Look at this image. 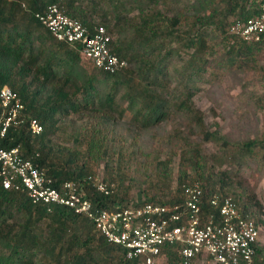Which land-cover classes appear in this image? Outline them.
Instances as JSON below:
<instances>
[{
    "label": "trees",
    "instance_id": "obj_1",
    "mask_svg": "<svg viewBox=\"0 0 264 264\" xmlns=\"http://www.w3.org/2000/svg\"><path fill=\"white\" fill-rule=\"evenodd\" d=\"M200 1L204 14H197L191 27L182 30L178 25L184 20L179 16L165 17L157 7L150 6L149 3L155 4L158 0H0V89L9 86L24 105L20 116L22 123L9 128L2 146L18 147L23 158L30 159L50 180L52 188L60 189L68 181L77 183L95 210L122 209L130 204H182L184 188L197 183L202 193L203 218L209 213L217 216L210 204L214 195H228L235 199L242 216L252 219L260 228L264 221L255 217L253 208L257 206L256 203L253 207L247 204L241 207L239 198L217 191L216 181L202 172L198 179L193 180L185 179L187 175L183 172L174 191L168 189L163 198L150 197L140 203H129L118 195L115 176H111L107 164V180L94 175L93 167L89 164L92 161L97 166L99 160L108 158L106 144L111 140H108L105 132L99 128L89 131L86 128L82 134L74 135L75 146L84 143L87 146L83 153L53 139L58 132L67 129L66 125L59 127L57 116L80 114L85 117L88 114L81 111L84 109L109 118L115 100L112 93L103 95L96 90L91 78L77 86L81 77L77 70L81 59L79 53L68 44L55 40L36 18L37 14H41L48 5L56 4L62 13L78 20L91 33L101 26L107 30L112 40L109 45L111 52L120 61H125L127 67L113 74L94 70L105 76L106 81L112 79L113 90L118 86L128 90L125 93L127 99L137 101L141 106L138 114L144 117L143 127L163 122L167 111L176 108L195 128H202V113L194 107L192 99L196 83L203 80L208 54L212 53V46L208 47L206 43L208 32H215L219 38L224 51L221 64L238 70L254 67L264 59V38L246 43L230 33L235 21H244L258 14L255 4L245 0ZM88 6L90 13H98L104 19L113 16V31L119 35L128 32V36L115 43L107 25L86 18ZM132 9L138 11L135 22L121 13ZM180 54L186 58L178 68L175 88L168 92L163 71L172 63L171 58ZM145 55L149 58H145ZM129 61L135 62L134 70L128 69ZM57 67L64 68L66 76L58 77L55 71ZM30 75L32 79L28 82L26 78ZM47 87L52 91L43 97ZM166 97L173 100L167 101ZM258 101L264 102V98L260 97ZM31 119L38 120L42 125L40 134H31L28 126ZM202 138L206 142H220L222 146L226 144L221 136L208 131L202 130ZM259 143L262 144L263 140ZM259 143L251 140L243 144V150L238 154V166L253 155ZM193 151L196 156L199 154L197 147ZM188 155L185 161L192 168L196 167V156ZM228 158L234 159L235 156L231 153ZM95 179L112 185V194H99L93 186ZM219 183L223 190V179ZM165 254L167 264H181L177 245L165 248ZM259 255L256 246L252 264H263ZM0 264L138 263L127 259L120 247L108 244L87 216L60 206H54L51 212H47L44 206L33 205L24 191L5 190L0 183Z\"/></svg>",
    "mask_w": 264,
    "mask_h": 264
},
{
    "label": "rangeland",
    "instance_id": "obj_2",
    "mask_svg": "<svg viewBox=\"0 0 264 264\" xmlns=\"http://www.w3.org/2000/svg\"><path fill=\"white\" fill-rule=\"evenodd\" d=\"M149 4L151 7H157L165 17L179 16L184 20L178 25L182 30L191 27L197 14H204L200 0H158L155 4ZM89 8L90 6L86 9V18L107 25L115 43L128 36V32L119 35L113 31V16L104 19L98 13H90ZM121 13L135 22L138 11L132 9ZM206 43L208 47L212 46V53L208 54V65L203 72V80L196 83L192 99L194 107L202 113V128H195L176 108L167 111L163 122L143 127L144 117L138 114V108L141 106L137 101L127 99L125 93L128 90L123 86L113 90L111 78L106 81L105 76L79 59L77 70L80 71L81 77L77 86L82 85L88 78L93 79L95 89L100 93H112L115 107L113 105L112 111L109 112V118L84 109L81 111L88 114L85 117L80 114L57 116L59 127L66 125L67 129L65 132H58L53 139L71 150L76 149L83 153L87 146L85 143L75 146L74 135L82 134L86 128L88 131L91 128H99L105 132L108 140H111L106 144L108 158L99 160L97 166L92 161L89 164L93 167V174L104 180L108 178L105 171L107 164L111 176H115L118 195L129 203H140L150 197L163 198L168 189L174 191L180 174L185 172V179L193 180L198 179L202 172L212 181H216L217 191L239 198L241 207L243 204L253 207L256 203L257 206L253 208L255 217L264 221V102L258 101V98H264V59L254 64V67L238 70L221 64L224 51L215 32H208ZM145 58L149 56L145 55ZM185 58L182 54L174 55L171 58L172 63L164 69V82L169 87L168 92L175 88L178 68ZM135 66L134 61H129L128 69L134 70ZM55 71L58 77L66 76L64 68L57 67ZM31 79L32 75L26 78L28 82ZM49 89L47 87L43 91V97L51 93L52 90ZM166 99L173 100L170 97ZM202 130L221 136L226 144L222 146L220 142L204 141ZM251 140L258 143L263 140V143H259L253 150V155L238 166V154L243 150V144ZM195 147L199 149L197 156L193 151ZM188 153L197 158L198 164L194 168L184 159L189 157ZM231 153L234 154V159L228 158ZM220 179L225 183L223 190L220 189ZM202 183L205 184L204 181ZM256 246L260 251L259 260L264 264L262 224ZM159 264H167L166 259L161 260ZM191 264L209 263L198 260Z\"/></svg>",
    "mask_w": 264,
    "mask_h": 264
},
{
    "label": "built area",
    "instance_id": "obj_3",
    "mask_svg": "<svg viewBox=\"0 0 264 264\" xmlns=\"http://www.w3.org/2000/svg\"><path fill=\"white\" fill-rule=\"evenodd\" d=\"M255 4L257 15L235 21L230 33L246 43L264 38V0H245ZM36 18L57 41L74 48L81 59L93 68L113 74L127 67L111 52L110 35L104 27L91 33L78 20L66 16L56 4H50ZM24 108L19 95L9 86L0 89V183L5 190L24 191L33 205L51 212L54 206L68 208L87 216L105 241L120 247L124 256L138 264H159L165 248L177 245L181 264L192 261L209 264H252L260 228L242 216L231 196L214 195L210 204L216 212L202 217L199 185L184 188V202L171 206L151 204L128 205L126 208L93 209L86 193L75 182H64L52 188L45 175L30 160L24 159L18 147L5 148L1 142L11 126L22 123ZM31 134L43 127L36 119L28 122ZM99 194H112V185L102 179L93 184Z\"/></svg>",
    "mask_w": 264,
    "mask_h": 264
},
{
    "label": "clouds",
    "instance_id": "obj_4",
    "mask_svg": "<svg viewBox=\"0 0 264 264\" xmlns=\"http://www.w3.org/2000/svg\"><path fill=\"white\" fill-rule=\"evenodd\" d=\"M89 64V63H88ZM93 68V67H92ZM126 68V67H125ZM93 69H95V68H93ZM97 70V69H96ZM98 71H101V70H98ZM104 72V71H103ZM106 73V72H105Z\"/></svg>",
    "mask_w": 264,
    "mask_h": 264
}]
</instances>
